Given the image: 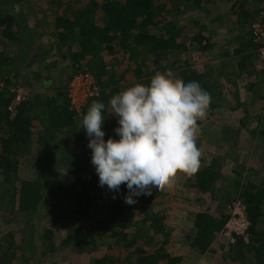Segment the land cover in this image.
Segmentation results:
<instances>
[{"label": "trees", "instance_id": "obj_1", "mask_svg": "<svg viewBox=\"0 0 264 264\" xmlns=\"http://www.w3.org/2000/svg\"><path fill=\"white\" fill-rule=\"evenodd\" d=\"M45 1L43 7L35 10L30 0H0V49L3 48L0 50V81L7 86L0 91V180L10 186L7 194L0 192V208L10 207V219L21 217L24 220L19 229L20 237L30 233L22 249L16 248L20 237L14 233L0 237V264H34L29 257L39 255L43 250H46L43 255L47 253L44 264L52 263L51 260L62 257L67 251L76 256L87 254L89 264H180L182 258L172 252L170 239L173 232L164 224L165 217L161 212L153 209L154 201L164 196L166 190L136 197L137 202L128 205L124 199L128 194L125 185H121L119 192L109 191L107 186L100 187L91 163L89 138L81 129L82 119L94 100L107 106L113 95L138 82L148 84L156 72L167 69L176 70L183 83L199 82L211 96L209 112L213 114L222 98L221 89L211 78L215 67L208 66L207 72H201L187 63L177 66L180 61L174 57L186 49L185 44L177 41L182 37L177 18L191 11L205 15L209 4L215 6L217 0ZM259 2L263 7L256 4L255 8H250L248 5L252 1L239 2L236 23L232 27L237 42L233 47V58L219 65L218 78H225L224 70L233 64L239 70L251 73L247 67L254 57L250 50L255 46L246 33L256 21L261 7L264 8V0ZM171 10L172 18L166 16ZM47 22L51 33H48L50 42L45 45L42 38L47 32V28L43 29ZM201 28L207 30L209 27L206 24ZM214 34L211 31L206 36L201 30L192 37L194 48L200 52L213 50L216 46L212 43ZM225 57L229 58V53ZM60 59L68 61V65L58 76L44 77L46 72L58 68ZM31 60L39 63L30 65ZM25 68H37L33 79L42 87L39 91L25 92L27 100L11 111L9 107L15 94L10 92V87H25L32 81V78L22 79L21 71ZM86 73L92 75L100 92L88 99L83 115H79L70 110V85L75 77ZM257 85L253 83L250 89ZM248 113L246 110L240 121L244 128L248 126ZM104 115L103 130L107 140L116 135L118 121L108 115L107 110ZM203 126L206 123L199 124V128ZM256 130L248 129L253 136ZM71 135H80V157L72 160L67 156L60 160L58 170L51 169L49 162L54 161L52 148L55 142L64 143ZM203 139L197 138L200 149ZM34 140L40 146L37 150ZM31 158L39 165L44 162L45 172L43 170L37 178L22 180L17 185L20 162ZM204 161L202 158L201 162ZM222 161L218 156L208 165H201L187 179L186 187L198 194L217 196L219 183L227 181ZM65 167L69 174L62 180L59 173ZM237 169L241 171L235 172L229 188L222 194L217 215L203 211L195 213L193 229L186 241L192 250L202 255L211 253L213 244L231 218L232 213L227 207L240 201L249 222V241L246 243L240 236H236V245L225 241L232 255L230 258L237 264H264V182L258 186L244 177L243 167L237 166ZM58 209L65 211L68 219L73 213L77 215L72 222L66 219L70 229L59 246L56 239L63 226L62 218L59 219L56 213ZM42 222L48 225L45 224L40 232ZM104 237L112 240L108 249L117 252L118 256L111 253L98 257V241ZM34 247L35 251H30Z\"/></svg>", "mask_w": 264, "mask_h": 264}, {"label": "rangeland", "instance_id": "obj_2", "mask_svg": "<svg viewBox=\"0 0 264 264\" xmlns=\"http://www.w3.org/2000/svg\"><path fill=\"white\" fill-rule=\"evenodd\" d=\"M30 1L32 8H35V10L46 4L45 0ZM240 1L244 0H217V2L215 1V6L209 4L208 13L205 15L198 11H191L187 14H182L177 18V23L182 28V37L177 41L182 42L186 46V49L181 52V55L179 54L174 57V59L180 61L177 66H183L184 63H187L191 67L199 69L201 72H207L208 66L215 67V72L212 73L211 78L217 83L222 91V98L219 100L218 107L214 110V113L211 114L208 110L207 117L198 122L199 124L206 123V126L200 128L197 137L204 138L201 146L202 149H200L202 155L199 167L203 164L208 165L212 158L220 156L223 159V173L227 177V181H224L223 183L221 182V184L219 183L217 196L213 198L209 194H198L186 187L187 179L194 174L188 175L185 173H179L175 178L174 186L166 190L164 196L154 201L153 209L157 212H161L165 217L164 224L173 232L170 239L171 244L173 245L172 252L174 256L182 258L180 264H237L231 260L230 257H232V255L229 254L226 245L228 240L222 234L213 244L211 249L212 252L204 255L190 248L187 244L186 236L193 229L195 213L203 211L217 215V212H219V200L222 198V194L229 188L232 178L235 177V172L238 170L237 166L243 167L244 177L250 179L254 184L260 186L264 182V70L260 69L261 64L259 63L258 57L253 54L252 65L250 64L247 67V69H250L251 73H248V70L241 71L233 64V66L229 65L226 70H224L223 74L226 76L225 78L223 76L218 78V70H220L219 65L223 62H228L233 58V47L237 42L235 41L236 32L232 27L233 23H236L237 15L235 12L237 13L239 11L238 4ZM251 1L253 3L248 5L250 8H255L257 5L263 7L262 2H259V0H246V2ZM169 8L170 6L167 7V9ZM172 14L173 10H171V14L166 16L172 18ZM34 18L36 19V17ZM28 24L29 22L25 25ZM206 24L209 28L207 30L202 29L201 26ZM44 28H47V32L45 37L42 38V42L45 45H48L50 42L48 33H51L48 22L45 23L43 29ZM29 29L34 30L32 27ZM201 30L206 36H208V32H215L212 43H215L216 46L213 50L200 52L194 48L195 46L192 44V37L200 33ZM245 32H247V29ZM0 50H3V48ZM15 53L17 54V52ZM226 53H229V58L225 57ZM18 59L21 58L18 57ZM30 63V65H36L39 62L32 63L31 60ZM67 63L68 61L66 60H58L57 69L59 71L57 69L49 71L43 76H58L60 70L68 65ZM36 69L37 68L28 70L25 68L21 71L23 75L22 79L32 78V81L26 84L25 87L24 85H20L27 93L32 90L39 91L40 87H42L41 83H37L33 79L35 72H37ZM173 72L179 79L176 70ZM128 78H130V76H128ZM253 83H258V85L255 88L250 89V86H252ZM20 84H23V82L21 81ZM46 89L49 88L46 87ZM246 110L249 112L248 117H246L248 126L244 128L241 126L240 121L245 116ZM80 115H83V111ZM248 129H257L255 133L256 135L254 134L253 136ZM37 135L38 134L35 136ZM59 137L61 138V136ZM34 144L35 150L40 148L38 141L34 140ZM81 146L82 142L80 135H77L76 137L71 135L64 143L60 141L55 142V146L52 148L54 149V153H52L54 161L49 162L50 168H56L58 170V167L61 166L60 160L67 156L72 160L74 157H80L78 155L82 152ZM202 158H205L204 162H201ZM39 163L41 165H39L33 158L29 161H21L19 164L18 179H16L17 181H15V183L18 185L22 180L37 178L43 170L45 172V168L47 167L46 164L44 162ZM71 163H73V161ZM240 171L238 170V172ZM68 174L67 168L65 167V169H61L59 178L64 180L65 175L67 176ZM0 185L3 186L0 188V192L6 193L9 190L8 188H10V186L4 184L2 180H0ZM220 190H222V192L219 193ZM7 202L9 204V197H7ZM237 202L239 201L233 202L227 207L229 213ZM44 209L46 208L44 207ZM10 210V207L0 208V237L8 232H12L17 237H20L19 229L22 228L20 225L24 220L21 219V217L15 218L14 220L10 219ZM56 213L59 219L60 217L62 218L61 224L63 226L59 233V239H56V245L59 246L70 229V223L67 221H74L77 215L76 213H73L71 219H68L65 218L66 212L62 209H58ZM44 215L45 214L42 213V216ZM66 219L68 220L66 221ZM45 224L48 225V223L45 222L40 224V232L43 230ZM29 236L30 233L22 235L18 240L16 248L22 249V247H24L23 242L25 238ZM98 243V257L101 258L104 254L111 253V255L118 256L117 252H112L108 249V245L112 243L111 239L104 237L102 240H99ZM35 247L30 251H35ZM24 251L26 250L24 249ZM43 251L36 256L32 254L29 257V261L31 263L34 262V264H44L47 253L43 255ZM67 252L68 253H63L62 257L59 256L53 260L50 259L52 262L50 264H89L90 258L87 254L76 256L73 255L74 253L70 254V251ZM51 256L52 255L50 254V257ZM23 264H25V262Z\"/></svg>", "mask_w": 264, "mask_h": 264}, {"label": "clouds", "instance_id": "obj_3", "mask_svg": "<svg viewBox=\"0 0 264 264\" xmlns=\"http://www.w3.org/2000/svg\"><path fill=\"white\" fill-rule=\"evenodd\" d=\"M210 104L199 82L183 83L172 69L118 92L107 106L94 100L81 129L89 138L99 186L119 192L125 185V203L132 205L136 197L172 188L179 173L197 172L202 155L198 122L207 117ZM105 110L118 121L116 135L107 140Z\"/></svg>", "mask_w": 264, "mask_h": 264}, {"label": "built area", "instance_id": "obj_4", "mask_svg": "<svg viewBox=\"0 0 264 264\" xmlns=\"http://www.w3.org/2000/svg\"><path fill=\"white\" fill-rule=\"evenodd\" d=\"M256 21L248 28V34L251 37L255 48H251V53L258 57L261 68L264 70V8L260 9ZM7 88L4 82L0 81V91ZM10 92L15 94V99L9 109L15 111L17 106L27 100L26 93L22 86L10 87ZM99 90L94 78L90 73L82 74L74 78L70 85V109L77 114H81L87 101L91 97L98 96ZM231 218L225 229L221 233L230 244L236 245V236L243 237L247 243L249 235L247 233L249 222L245 216V206L242 202L234 204L231 210Z\"/></svg>", "mask_w": 264, "mask_h": 264}]
</instances>
